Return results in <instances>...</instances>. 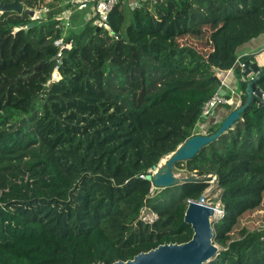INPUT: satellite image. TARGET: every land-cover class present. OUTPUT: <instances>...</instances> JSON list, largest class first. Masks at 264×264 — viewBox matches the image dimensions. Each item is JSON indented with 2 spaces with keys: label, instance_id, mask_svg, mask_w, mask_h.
<instances>
[{
  "label": "trees",
  "instance_id": "obj_1",
  "mask_svg": "<svg viewBox=\"0 0 264 264\" xmlns=\"http://www.w3.org/2000/svg\"><path fill=\"white\" fill-rule=\"evenodd\" d=\"M15 1L47 12L0 13V264H115L187 243L189 201L211 178L224 216L209 264H264V217L241 226L264 210V98L176 164L206 181L162 190L146 180L186 140L219 130L203 116L219 74L234 70L245 102L238 61L264 37V0H119L109 31L66 27V0L0 4ZM206 35L209 54L190 43ZM61 41L71 48L59 59ZM257 87L264 95V67Z\"/></svg>",
  "mask_w": 264,
  "mask_h": 264
},
{
  "label": "water",
  "instance_id": "obj_2",
  "mask_svg": "<svg viewBox=\"0 0 264 264\" xmlns=\"http://www.w3.org/2000/svg\"><path fill=\"white\" fill-rule=\"evenodd\" d=\"M137 6H132V8L134 9ZM5 12H15L20 15L26 13L31 17L36 14L33 10L25 9L18 1L12 4L2 2L0 4V13ZM32 26L30 25V27ZM111 35H114V33L112 32ZM65 50H68V48L63 51ZM261 72L262 69L256 62H252L250 59L244 62V71L240 82H245L247 85L245 102L224 118L221 127L215 134H202L189 138L173 154L166 157V162L163 166L155 167L146 177V180L153 183L154 188L163 190L185 183L206 181L210 177L181 179L175 175V166L178 163L192 160L204 147L230 131L234 124L241 120L242 114L250 108L253 101L256 98H263V92L257 87ZM218 94L229 99L228 91L225 87ZM233 95H235V92ZM205 201V194L197 201H189L184 219L185 223L190 225L194 231L193 238L189 242L161 245L147 253L137 255L133 260L127 262L119 261L115 264H209L212 262L219 252L218 247L214 244V228L211 223V218L216 214V208L206 205Z\"/></svg>",
  "mask_w": 264,
  "mask_h": 264
},
{
  "label": "crops",
  "instance_id": "obj_3",
  "mask_svg": "<svg viewBox=\"0 0 264 264\" xmlns=\"http://www.w3.org/2000/svg\"><path fill=\"white\" fill-rule=\"evenodd\" d=\"M73 0H66L64 3V8L68 5L70 8L66 9L62 15L60 16L61 19L65 22L66 25L73 28V30H81L85 27L90 21L93 19V12L94 7L96 5L97 0H75V3H72ZM124 3L128 4L130 7L136 6L139 4V0H123ZM66 5V6H65ZM80 19L77 21V19ZM67 27V26H66ZM68 28L65 30L67 34ZM245 57H254V59H250L252 62H256L260 68L264 67V37L260 40L259 43H254L250 45V48L246 53H244ZM227 79L225 80L227 85L230 87L229 92H232L234 95V103L236 104L239 99H241V93L237 90L238 89V78L235 76L234 70L226 73ZM235 108V105L233 106ZM218 109V108H217ZM214 115V114H212ZM220 116V115H219ZM228 116V115H227ZM226 117V116H225ZM224 117V118H225ZM219 119L215 120L214 123L223 122L218 121ZM202 132L204 130L202 129ZM264 216V215H263Z\"/></svg>",
  "mask_w": 264,
  "mask_h": 264
},
{
  "label": "built area",
  "instance_id": "obj_4",
  "mask_svg": "<svg viewBox=\"0 0 264 264\" xmlns=\"http://www.w3.org/2000/svg\"><path fill=\"white\" fill-rule=\"evenodd\" d=\"M76 1L73 0L72 3H75ZM119 3V0H97L96 2V5L94 7V12H93V23H94V26H97L98 28H105L106 30H110V27L108 25V19H109V15L110 13L112 12V10L114 9V7L116 5H118ZM45 12H47V10H45ZM37 14V12H36ZM35 16L36 17L34 19V17H32L34 20H37L39 19L38 16ZM68 26V25H66ZM58 44H61L62 45V50L61 52L59 53L58 55V58L61 59L62 57V53H63V50L66 48L65 45H63V41L59 42ZM68 49L71 48V44L69 43L67 45ZM239 65L242 69V72L244 71V63L243 62H239ZM59 74V73H58ZM219 77L222 79V85L223 87H225L227 89V91H229L230 87L227 85L225 79H223V74H219ZM264 98V96H263ZM242 104V101L239 100L236 104L234 103V100L233 98H225V97H222L220 96L219 94H216V96L210 101L208 102L205 107H204V111H203V116L204 117H209L210 115L214 114V111L219 108V107H223V106H234L235 105V108L237 109L238 107H240ZM153 171V170H152ZM151 171V172H152ZM150 172V173H151ZM143 178V177H142ZM215 181H216V178H214ZM146 211H143L142 215H143V219L145 221H149V222H153L154 220L157 219V216L155 214H152V219H149L146 217ZM216 212L219 213V216H220V219L223 218L224 216V211L222 210L221 206L219 208H216Z\"/></svg>",
  "mask_w": 264,
  "mask_h": 264
},
{
  "label": "rangeland",
  "instance_id": "obj_5",
  "mask_svg": "<svg viewBox=\"0 0 264 264\" xmlns=\"http://www.w3.org/2000/svg\"><path fill=\"white\" fill-rule=\"evenodd\" d=\"M36 16H38L39 18H44L45 17V11L43 12H37ZM36 17H34L35 19ZM80 19L78 18L77 21H79ZM193 46L197 47L198 49L201 50L202 53L204 54H209L211 52V48H210V45H209V36L206 35V37L203 39V41H192L190 42ZM68 44H65V47H67ZM57 73V74H56ZM227 76L226 74H223V79H227ZM236 76V74H235ZM53 78L55 80H59L61 77L60 75L58 74V72H55L54 75H53ZM234 96V95H233ZM236 109V108H235ZM234 109V110H235ZM230 113L229 110L225 109L224 107H219L216 111H214V115H210L209 118V121L208 123L210 122H214L215 120L219 119L220 121H222V119H224L225 116H227L228 114ZM220 115V116H219ZM218 120V121H219ZM198 132L200 133H203L202 130H197ZM161 165V163L159 164ZM158 165V167H159ZM175 175L176 177L178 178H190V177H196L195 175H190L187 170L185 168H180V169H177L175 170ZM210 188L204 193L205 196H206V201H205V204L206 205H209V206H213L215 208H219L221 206V203H220V196H221V191L219 190V187H218V183L215 181V179H210ZM264 215V210L261 211L259 213V215H253L250 219L248 220H243L242 222V225L241 226H244L247 221H256L259 222L262 220V217ZM146 217L149 218V219H152V214L151 212L149 211H146ZM220 220V216L219 214L212 217L211 218V223H212V226H214L215 223H217L218 221ZM264 220V218H263ZM264 228V226H263ZM219 250H221V248L219 246H217Z\"/></svg>",
  "mask_w": 264,
  "mask_h": 264
},
{
  "label": "bare ground",
  "instance_id": "obj_6",
  "mask_svg": "<svg viewBox=\"0 0 264 264\" xmlns=\"http://www.w3.org/2000/svg\"><path fill=\"white\" fill-rule=\"evenodd\" d=\"M165 162H166V158L165 159H163L162 161H161V166H163L164 164H165ZM219 213L218 212H216V217H217V215H218Z\"/></svg>",
  "mask_w": 264,
  "mask_h": 264
}]
</instances>
